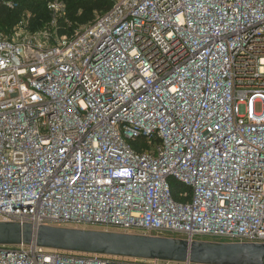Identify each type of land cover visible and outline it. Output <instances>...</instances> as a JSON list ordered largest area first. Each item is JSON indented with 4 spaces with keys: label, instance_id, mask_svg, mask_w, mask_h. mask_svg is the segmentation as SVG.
<instances>
[{
    "label": "built area",
    "instance_id": "built-area-1",
    "mask_svg": "<svg viewBox=\"0 0 264 264\" xmlns=\"http://www.w3.org/2000/svg\"><path fill=\"white\" fill-rule=\"evenodd\" d=\"M26 40L0 39V223L264 244V0H114ZM0 264L191 263L32 243Z\"/></svg>",
    "mask_w": 264,
    "mask_h": 264
},
{
    "label": "water",
    "instance_id": "water-1",
    "mask_svg": "<svg viewBox=\"0 0 264 264\" xmlns=\"http://www.w3.org/2000/svg\"><path fill=\"white\" fill-rule=\"evenodd\" d=\"M191 264H264V244L192 242L93 230L0 223V245Z\"/></svg>",
    "mask_w": 264,
    "mask_h": 264
},
{
    "label": "trees",
    "instance_id": "trees-1",
    "mask_svg": "<svg viewBox=\"0 0 264 264\" xmlns=\"http://www.w3.org/2000/svg\"><path fill=\"white\" fill-rule=\"evenodd\" d=\"M52 0H0V33L10 31L19 24L24 16L29 13L32 16L30 29L41 27L49 19L46 11V3ZM67 5L64 19L68 21V30L64 29V21L60 22L62 32H74L75 29L88 25L96 15H102L113 5L114 0H57ZM56 1V2H57ZM54 2V1H53ZM11 3L12 8L7 4ZM80 12V13H79ZM138 141L135 145H139ZM180 189L179 185L173 186V195Z\"/></svg>",
    "mask_w": 264,
    "mask_h": 264
},
{
    "label": "rangeland",
    "instance_id": "rangeland-1",
    "mask_svg": "<svg viewBox=\"0 0 264 264\" xmlns=\"http://www.w3.org/2000/svg\"><path fill=\"white\" fill-rule=\"evenodd\" d=\"M53 1H57V0H52L51 2ZM57 3L60 4L59 13L57 15L52 14L51 11L47 9L49 2L46 3V11H48L49 19L47 20L46 23H43L41 27L35 29V31L30 29L32 16L29 13H27L24 16V18L21 20V22L16 26H14L10 31L8 32L5 31L0 33V39H10V40L13 39L14 41H19L24 39L30 40L33 38H37L38 41L44 44V47H49L50 45L54 44L62 37L71 35L72 32H62L60 30L61 28L60 22L64 20H65L64 21L65 24L63 28L66 30H68L69 28L67 26L68 25L67 19H64L67 11V5L62 1H57ZM88 230L98 231L100 229L94 227Z\"/></svg>",
    "mask_w": 264,
    "mask_h": 264
}]
</instances>
